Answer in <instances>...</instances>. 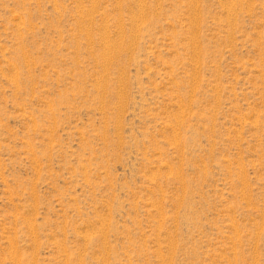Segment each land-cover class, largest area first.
Returning <instances> with one entry per match:
<instances>
[{
  "label": "rangeland",
  "instance_id": "1",
  "mask_svg": "<svg viewBox=\"0 0 264 264\" xmlns=\"http://www.w3.org/2000/svg\"><path fill=\"white\" fill-rule=\"evenodd\" d=\"M0 264H264V0H0Z\"/></svg>",
  "mask_w": 264,
  "mask_h": 264
}]
</instances>
